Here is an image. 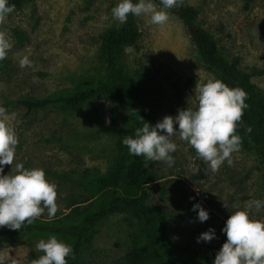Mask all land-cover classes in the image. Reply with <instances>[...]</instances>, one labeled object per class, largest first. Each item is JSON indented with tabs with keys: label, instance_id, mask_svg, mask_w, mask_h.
Wrapping results in <instances>:
<instances>
[{
	"label": "rangeland",
	"instance_id": "rangeland-1",
	"mask_svg": "<svg viewBox=\"0 0 264 264\" xmlns=\"http://www.w3.org/2000/svg\"><path fill=\"white\" fill-rule=\"evenodd\" d=\"M183 1L200 9L202 26L214 34L229 59L239 57L246 70H261L252 80L264 92V1ZM117 3L32 0L0 18V33L10 45L0 59V106L6 109L18 138L13 166L20 162L45 170L57 185V216L92 196L97 175L108 173L119 152L125 117L113 110L108 96L76 108L52 102L30 109L23 100L50 98L101 82L106 42L112 29L120 25L111 15ZM168 12L169 20L163 25L138 17L141 37L124 53L138 90L147 102L155 100L159 120L177 114L188 102L194 104L196 81L216 76L201 59L184 21ZM22 55L32 61L30 67L19 66ZM176 143L171 166L148 161L154 178L144 187L147 202L169 216L166 233L170 240L214 260L227 239L221 229L232 205L264 200V163L254 144L241 137L240 149L231 154L232 164L224 162L213 173L187 141L177 137ZM10 168L5 165L4 172ZM197 202L210 213L204 222L197 218L198 209L193 210ZM249 212L264 217V206H253ZM38 218L51 220L46 209ZM210 227L216 236L198 243L197 237ZM136 229L126 214L103 220L83 251L85 264H129L126 255ZM48 237L21 238L0 246V257L4 264H28L32 252L42 255L36 243Z\"/></svg>",
	"mask_w": 264,
	"mask_h": 264
},
{
	"label": "trees",
	"instance_id": "trees-1",
	"mask_svg": "<svg viewBox=\"0 0 264 264\" xmlns=\"http://www.w3.org/2000/svg\"><path fill=\"white\" fill-rule=\"evenodd\" d=\"M30 1L8 0V3L13 6V10H18ZM156 1L159 3V0ZM251 1L254 0H246L247 3ZM168 10L184 21L201 59L216 74L215 78L246 92L248 107L244 109L236 131L254 144L264 163V92L252 80L253 74L261 70H246L239 57L229 59L214 34L202 26L198 7L178 0V6ZM140 37L138 17L130 14L125 23L110 32L105 46L106 68L99 84L67 93H54L50 98L26 99L23 104L34 109L57 102L66 108H76L98 96H108L113 110L125 117L122 137L133 135L135 128L142 126L144 120L154 125L159 121L155 100H145L124 60L127 47L134 45ZM248 126L251 132L245 131ZM153 178L149 162L142 156L130 155L127 146L121 143L108 173L97 175L92 196L72 204L68 213L56 215L51 220L37 217L31 225L20 230L3 226L0 229V246L13 244L21 238L56 235L73 248V256L66 258L68 264H85L83 251L92 243L96 228L111 215L122 213L137 228L131 249L126 255L129 264H213L212 256L198 254L191 246L168 238L169 216L147 202L144 187ZM38 257L32 252L28 264Z\"/></svg>",
	"mask_w": 264,
	"mask_h": 264
},
{
	"label": "clouds",
	"instance_id": "clouds-1",
	"mask_svg": "<svg viewBox=\"0 0 264 264\" xmlns=\"http://www.w3.org/2000/svg\"><path fill=\"white\" fill-rule=\"evenodd\" d=\"M118 0L112 7L111 15L120 24L129 15L145 16L153 25H163L169 20L168 9L178 6V0ZM13 10L8 0H0V18ZM8 40L0 33V59L9 48ZM27 55L19 59V66H31ZM195 103L177 110L175 115H165L154 125L144 120L142 126L135 128L133 135H125L121 143L127 146L130 155L142 156L145 161H162L171 166L178 147L176 138L187 141L202 158L211 172H216L221 164H232L231 154L241 147V136L237 134L246 103V92L239 87H230L215 77L206 81H196L193 89ZM251 132V127L245 129ZM18 138L8 122L6 109L0 106V227L20 230L31 225L33 220L47 210L48 219L57 211V185L51 182L43 168L25 167L16 162ZM11 165L8 173L4 166ZM191 199V198H190ZM260 209L264 200L254 199L242 206L233 204L231 214L221 229L226 241L217 251L213 264H264V217L250 215L252 207ZM224 207L229 206L224 203ZM200 222L209 219L210 213L199 202L193 204ZM216 236L214 228L202 232L197 242H209ZM36 249L42 252L30 264H68L73 256V248L56 235L40 239ZM0 264L4 258L0 257ZM15 264V261L12 262Z\"/></svg>",
	"mask_w": 264,
	"mask_h": 264
}]
</instances>
